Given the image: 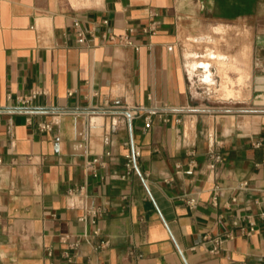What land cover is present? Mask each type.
<instances>
[{
	"label": "crops",
	"instance_id": "obj_1",
	"mask_svg": "<svg viewBox=\"0 0 264 264\" xmlns=\"http://www.w3.org/2000/svg\"><path fill=\"white\" fill-rule=\"evenodd\" d=\"M263 6L0 0V264H264V221L253 204L264 202ZM152 10L158 25L146 32ZM74 20L87 30L84 45ZM129 28L139 50L103 37ZM226 29L231 47L251 48L239 67L250 70L247 98H222L212 88L217 68L208 52L224 53L229 64L236 48L200 54L182 46L183 36L220 43ZM228 103L252 106L216 105ZM55 108L137 112L140 174L121 179L130 137L124 115H68L41 130ZM212 152L223 157L215 171ZM248 216L257 223L250 236L234 224L248 228ZM68 235L82 240L70 258Z\"/></svg>",
	"mask_w": 264,
	"mask_h": 264
},
{
	"label": "built area",
	"instance_id": "obj_2",
	"mask_svg": "<svg viewBox=\"0 0 264 264\" xmlns=\"http://www.w3.org/2000/svg\"><path fill=\"white\" fill-rule=\"evenodd\" d=\"M159 16V13L155 10H152L150 12V18H151V26L149 27V29H145V31H155L156 30V26L158 25V21L157 18ZM73 27L75 29V34H76V39L77 42L80 45H84L87 41V30L83 27V25L81 24V22L79 20H74L73 22ZM134 32L133 28H129V30L127 32L121 33V34H104V39H106L107 41H111L113 43H118L120 45L123 46H127V47H133L136 50H139V46L137 43L134 42L133 38H132V34ZM38 92H35L32 96V98H35ZM19 111L22 112H26L24 109H20ZM35 112V111H32ZM52 115H53V121L50 123H41L39 125L41 130H51L53 127L54 122L57 119H60L63 116H68V115H72V116H83V117H87V118H94V116H100V115H107V116H111V117H116V116H120V115H124L128 122H129V141H128V152L125 155V166H126V171L124 174H122L121 179L122 180H126L128 179L130 176H132L133 174H140V170H139V165H138V161L139 158L141 156V150L139 145L136 143L135 141V137H134V129H133V120L134 118L138 115L137 112H135V114L129 112L128 110H124V109H78V108H62V109H52L49 111ZM152 118L150 116H147L145 118V127L146 128H150L152 125ZM209 142L211 144V146L214 144V138L213 136H210L209 138ZM211 162L209 163V168L211 171H215L218 167V165L223 161V157L220 154L211 153ZM144 183H146V181L144 180ZM244 186H247V183L243 184ZM233 201H236V198L233 199ZM253 204L255 206L259 207V212H258V216L261 220L264 221V202L261 201V199L256 198L253 200ZM90 214L97 218L100 215V211L98 208H94L90 211ZM249 219L251 218V216H248ZM86 217H82L80 218V220L85 221ZM92 222L94 224H96V219L92 220ZM234 224L236 226L240 227V231L242 234L244 235H252L256 228H257V223L255 221H252L250 219V226L244 227V226H240L239 220L235 221ZM100 233L99 229L94 231V235H98ZM62 241L67 244V250L65 252V255L67 257L70 258V252L71 251H75L78 250L81 247L82 244V240L81 238H77L75 240H73L71 238V236H64L62 238ZM221 241L219 240V243ZM107 242H102L101 246H106ZM247 264V263H245Z\"/></svg>",
	"mask_w": 264,
	"mask_h": 264
},
{
	"label": "rangeland",
	"instance_id": "obj_3",
	"mask_svg": "<svg viewBox=\"0 0 264 264\" xmlns=\"http://www.w3.org/2000/svg\"><path fill=\"white\" fill-rule=\"evenodd\" d=\"M214 12H221V14L225 13L224 8H222V10L220 11L219 8H215L214 11H212V13ZM262 16L264 17V6H263V10L261 12ZM221 21V20H219ZM206 30L209 29V24L207 23L205 25ZM227 30V29H226ZM238 32V34L245 36L247 34V31L245 30V28H239L236 27L232 28V33L234 32ZM188 35V34H187ZM221 36L220 38V43H211V42H207V43H193L189 40L186 39L185 36H183L181 38V42H182V46L184 48V52H198L200 54H206L208 52V50L210 48L216 50L218 53L219 52H229L231 48L234 47L237 49V55L235 56L237 60H233V63L228 62L229 64H227V58L225 56L224 53H213V52H208L207 54V58L208 60L212 63H214L215 68H217V70L215 71L216 74V78L218 80V83L216 86H212V88L217 92V94L219 95V97L222 98H230V96L234 97V98H247L250 95V92L247 91V85L250 83L251 80V76L250 74V70L248 69V74L244 73L243 70H240L239 67L242 63V65H245V60L247 62V60H250L251 56V48L247 49L245 47V45L243 44H238V45H234L233 47H231V45L229 44V42L231 41L230 35L231 33L227 30L222 34H219ZM234 36V35H233ZM248 50V56L246 57L245 52ZM243 55V62H241V57ZM261 55V53H260ZM205 58V57H203ZM202 58V59H203ZM248 58V59H247ZM233 59V58H232ZM235 59V58H234ZM220 61H225L224 63H221ZM249 62V61H248ZM250 63V62H249ZM238 67V68H237ZM227 72L228 75H230L232 78L229 80L228 77V82H225V79H222L223 73ZM258 73V72H257ZM256 73V74H257ZM230 91V92H229ZM216 105H221V106H226L227 108H232V109H242L239 111H248L249 104H235V103H228V104H216Z\"/></svg>",
	"mask_w": 264,
	"mask_h": 264
},
{
	"label": "bare ground",
	"instance_id": "obj_4",
	"mask_svg": "<svg viewBox=\"0 0 264 264\" xmlns=\"http://www.w3.org/2000/svg\"><path fill=\"white\" fill-rule=\"evenodd\" d=\"M221 63H224L225 61H220ZM230 92V91H229Z\"/></svg>",
	"mask_w": 264,
	"mask_h": 264
}]
</instances>
